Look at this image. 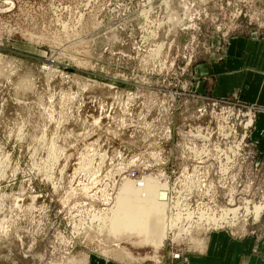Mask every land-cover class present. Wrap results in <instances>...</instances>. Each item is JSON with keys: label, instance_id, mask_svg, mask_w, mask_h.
I'll use <instances>...</instances> for the list:
<instances>
[{"label": "rangeland", "instance_id": "374dc122", "mask_svg": "<svg viewBox=\"0 0 264 264\" xmlns=\"http://www.w3.org/2000/svg\"><path fill=\"white\" fill-rule=\"evenodd\" d=\"M237 35L264 38V0H0V264L263 237L264 106L202 75Z\"/></svg>", "mask_w": 264, "mask_h": 264}, {"label": "crops", "instance_id": "0c3cea01", "mask_svg": "<svg viewBox=\"0 0 264 264\" xmlns=\"http://www.w3.org/2000/svg\"><path fill=\"white\" fill-rule=\"evenodd\" d=\"M226 45L222 60L205 65L204 89L218 96L242 91L246 100L264 106V38L237 35ZM260 116L258 128L263 134L264 113ZM192 254L186 262L170 264H264V236L237 239L225 231H213L205 238L203 249Z\"/></svg>", "mask_w": 264, "mask_h": 264}, {"label": "bare ground", "instance_id": "6f19581e", "mask_svg": "<svg viewBox=\"0 0 264 264\" xmlns=\"http://www.w3.org/2000/svg\"><path fill=\"white\" fill-rule=\"evenodd\" d=\"M251 119H249L248 120V122L250 121ZM261 207V206H260ZM260 207H255V212H256V214H258L259 213V210H260ZM230 212H235V210L233 209V211H231V210H229ZM258 216V215H257ZM176 218V220L174 219L173 221L174 222H172V224L170 225V229H171V231H172V233H173V237H178V236H185V235H187V233H188V230L186 229V225H183L182 226V224L180 223V220H182V215H176L175 216ZM177 218H179V219H177ZM198 227V226H197ZM182 233V234H181ZM191 238V237H190ZM85 258V257H84ZM85 263L84 264H87L88 262V258L86 257L85 258Z\"/></svg>", "mask_w": 264, "mask_h": 264}]
</instances>
